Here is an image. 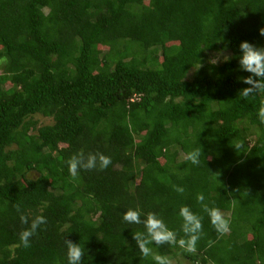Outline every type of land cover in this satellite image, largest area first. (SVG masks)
<instances>
[{
    "label": "trees",
    "instance_id": "obj_1",
    "mask_svg": "<svg viewBox=\"0 0 264 264\" xmlns=\"http://www.w3.org/2000/svg\"><path fill=\"white\" fill-rule=\"evenodd\" d=\"M261 28L264 0H0V264H67L66 240L83 264H154L132 239L143 225L122 215L154 212L180 239L182 206L202 218L196 252H154L264 264V95L238 98L239 45L264 47ZM196 148L199 166L186 159ZM80 152L112 163L73 181ZM199 193L229 211V233ZM16 205L47 219L28 248Z\"/></svg>",
    "mask_w": 264,
    "mask_h": 264
},
{
    "label": "clouds",
    "instance_id": "obj_2",
    "mask_svg": "<svg viewBox=\"0 0 264 264\" xmlns=\"http://www.w3.org/2000/svg\"><path fill=\"white\" fill-rule=\"evenodd\" d=\"M259 35L264 37V28L259 29ZM239 69L248 73L246 77L241 78V82L247 87L239 90L238 98L247 100L255 98L258 95H264V47H256L249 42H241L239 45ZM211 61L217 60L213 59ZM257 117L261 124H264V102L257 110ZM245 145L242 141H237L233 149L243 152ZM203 154L201 148H196L186 154V159L193 165L199 166L200 157ZM112 163L111 158L102 153H89L86 157L83 152L72 155L67 161L68 172L73 181L79 179L81 170L93 171L106 170ZM177 193L182 194V187L174 186ZM197 202L201 204L204 212L207 213L211 226L221 236L230 232V221L225 218L224 214L218 208H210L205 201L203 193L197 195ZM16 211L20 213L22 224L29 225L28 228L20 233V245L30 247V240L36 234L41 225L47 224V219L43 215H36L29 222L27 215L21 212L20 206L16 205ZM141 211L129 208L122 215L123 222L127 224L143 225L144 231H137L132 234V239L143 258L153 260L154 264H174L173 260L163 254L154 252L153 248H159L163 245L178 246L188 253L196 252V245L203 234L202 218L195 214L189 207L182 206L179 209V216L182 220L181 231L184 238L177 239V233L170 230L162 219L156 213L148 212L141 219ZM67 264H83L85 248L80 244L73 243L70 240L65 241Z\"/></svg>",
    "mask_w": 264,
    "mask_h": 264
},
{
    "label": "rangeland",
    "instance_id": "obj_3",
    "mask_svg": "<svg viewBox=\"0 0 264 264\" xmlns=\"http://www.w3.org/2000/svg\"><path fill=\"white\" fill-rule=\"evenodd\" d=\"M215 56H218V55H215ZM213 59H216V57L214 58V56H210L208 61L213 63L214 61H211ZM32 120H34L36 122L37 126L51 123L48 118H43V117H41L39 115H34L32 117ZM59 146L62 147L63 145H59ZM180 157H181V155H180ZM183 264H190V263L184 261Z\"/></svg>",
    "mask_w": 264,
    "mask_h": 264
},
{
    "label": "crops",
    "instance_id": "obj_4",
    "mask_svg": "<svg viewBox=\"0 0 264 264\" xmlns=\"http://www.w3.org/2000/svg\"><path fill=\"white\" fill-rule=\"evenodd\" d=\"M222 213L224 214L225 217L229 215V211H223Z\"/></svg>",
    "mask_w": 264,
    "mask_h": 264
}]
</instances>
